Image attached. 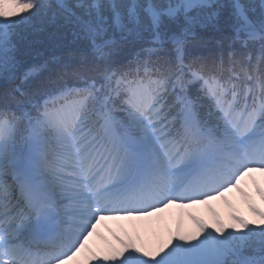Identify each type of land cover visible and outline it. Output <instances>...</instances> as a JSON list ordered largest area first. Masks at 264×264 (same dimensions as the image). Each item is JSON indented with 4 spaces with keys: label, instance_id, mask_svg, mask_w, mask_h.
Here are the masks:
<instances>
[{
    "label": "snow or ice",
    "instance_id": "6c2138e0",
    "mask_svg": "<svg viewBox=\"0 0 264 264\" xmlns=\"http://www.w3.org/2000/svg\"><path fill=\"white\" fill-rule=\"evenodd\" d=\"M0 79V264H264V0H0Z\"/></svg>",
    "mask_w": 264,
    "mask_h": 264
},
{
    "label": "rangeland",
    "instance_id": "374dc122",
    "mask_svg": "<svg viewBox=\"0 0 264 264\" xmlns=\"http://www.w3.org/2000/svg\"><path fill=\"white\" fill-rule=\"evenodd\" d=\"M256 179L259 180L260 178L257 176ZM261 186H264V184H262ZM242 187H245L246 191H249V192L253 191L252 185L250 183L248 185L242 186ZM225 199L230 201L231 203H233L237 207L241 208L244 211V214L246 216H248L249 219H252V217L250 215H248L247 210H246V205L243 202V198L239 195L238 192L234 191L232 193L226 194ZM255 200L259 204V197H255ZM193 211H195L207 223L211 224L213 222V218H212V212L213 211L218 213L222 218L225 219V221H227L229 209L223 201H213L209 205L199 206L197 209H195ZM106 227H117V224L115 222H112V223H109V224L101 227V231L107 235ZM209 230H212V229H209ZM194 242L195 241H193V243Z\"/></svg>",
    "mask_w": 264,
    "mask_h": 264
},
{
    "label": "trees",
    "instance_id": "16d2710c",
    "mask_svg": "<svg viewBox=\"0 0 264 264\" xmlns=\"http://www.w3.org/2000/svg\"><path fill=\"white\" fill-rule=\"evenodd\" d=\"M37 51L45 52V49L39 48L37 50H34L31 55L26 56L25 57V63L26 64H28V65L37 64L38 65V64L43 62V56L36 54ZM45 54H47V52H45ZM6 86L7 85H6L5 81L3 79H0V96H2Z\"/></svg>",
    "mask_w": 264,
    "mask_h": 264
}]
</instances>
